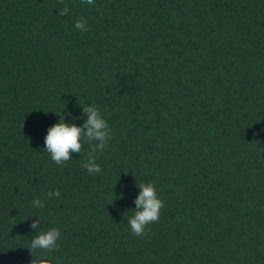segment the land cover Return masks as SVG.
Masks as SVG:
<instances>
[{
	"label": "trees",
	"instance_id": "obj_1",
	"mask_svg": "<svg viewBox=\"0 0 264 264\" xmlns=\"http://www.w3.org/2000/svg\"><path fill=\"white\" fill-rule=\"evenodd\" d=\"M65 5L0 0V264L41 254L38 219L61 230L56 264H264V0ZM93 103L114 134L102 172L87 143L56 165L48 129ZM152 181L165 207L135 237Z\"/></svg>",
	"mask_w": 264,
	"mask_h": 264
},
{
	"label": "clouds",
	"instance_id": "obj_2",
	"mask_svg": "<svg viewBox=\"0 0 264 264\" xmlns=\"http://www.w3.org/2000/svg\"><path fill=\"white\" fill-rule=\"evenodd\" d=\"M81 3L94 5L95 0H81ZM57 4L59 16H67L70 9L66 5L59 6L64 5V0H57ZM75 28L81 32H87V20L85 18L78 19ZM83 112L87 118L82 126H77L74 122L66 123L61 114L59 122L48 129L44 150L50 154L56 165L61 166L71 160L72 153H81L83 144L87 143L90 148L82 167L89 175L100 174L102 167L97 163V153L108 147L109 141L114 138L113 130L95 103L83 106ZM138 187L140 193L135 199L136 208L134 214L128 219V224L133 236L143 237L150 231L149 225L159 221L165 202L160 198L154 181L139 183ZM60 195L59 189L47 193L49 199L59 198ZM32 205L41 209L45 207V203L40 198L34 199ZM31 227L37 230V234L31 239L28 249L31 253L34 250H41L40 255H33L31 264H56V258L50 253L58 250L61 246L59 243L62 236L61 230L58 227L46 231L40 230L39 219L33 221Z\"/></svg>",
	"mask_w": 264,
	"mask_h": 264
}]
</instances>
